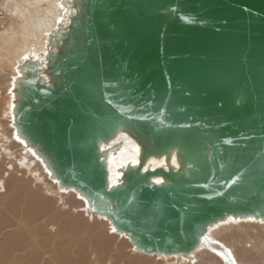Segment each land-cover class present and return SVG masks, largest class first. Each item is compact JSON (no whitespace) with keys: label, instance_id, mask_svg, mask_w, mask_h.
I'll return each instance as SVG.
<instances>
[{"label":"water","instance_id":"obj_1","mask_svg":"<svg viewBox=\"0 0 264 264\" xmlns=\"http://www.w3.org/2000/svg\"><path fill=\"white\" fill-rule=\"evenodd\" d=\"M60 4L68 24L17 66L11 108L58 188L145 255L189 259L228 218L264 223V0ZM121 132L139 153L110 183Z\"/></svg>","mask_w":264,"mask_h":264},{"label":"bare ground","instance_id":"obj_2","mask_svg":"<svg viewBox=\"0 0 264 264\" xmlns=\"http://www.w3.org/2000/svg\"><path fill=\"white\" fill-rule=\"evenodd\" d=\"M60 1L2 2L11 22L0 29V264H264V223L254 219L216 224L189 259L136 252L106 219L91 214L77 193L59 189L41 160L18 139L11 115L16 68L27 57L45 61L48 34L60 20L68 24ZM115 144L118 151L107 156L110 183L118 178V169L137 162L139 153L124 132L107 146ZM163 165L162 158H152L143 169ZM4 167L10 168L5 172ZM46 216L50 221L43 225H56L54 234L39 228V218Z\"/></svg>","mask_w":264,"mask_h":264},{"label":"rangeland","instance_id":"obj_3","mask_svg":"<svg viewBox=\"0 0 264 264\" xmlns=\"http://www.w3.org/2000/svg\"><path fill=\"white\" fill-rule=\"evenodd\" d=\"M2 2H4V0H0V29H3V28H5L8 24H9V22H11V20H10V17L9 16H7L8 14H7V12H6V10H5V8L2 6ZM10 167H4V169H6L5 170V172L9 169ZM0 172H2V169L0 170ZM29 173L28 174H26V179L28 180L29 179ZM27 180H25V181H23V184H25L26 185V181ZM22 184V183H21ZM34 187V186H33ZM1 193H4V190L2 189V191L0 190V194ZM17 210H18V208H17ZM15 212V211H14ZM39 222H41L42 223V226L41 227H39L38 225H40L39 224V222H36V224H37V226L39 227V228H42V227H44V225H43V223L44 224H46V223H48L49 221H50V218L49 217H40L39 218ZM33 226V225H32ZM55 227H57L56 225L55 226H53V225H49V227H44L45 228V230H46V232H48V233H50V234H54V231H55ZM24 229H26V228H24ZM27 230V229H26ZM30 233H32L33 231H29ZM86 235H84V237H85ZM75 240V239H74ZM67 242H68V240H67ZM77 245H82V244H77ZM78 248V247H77ZM88 248L89 247H87L86 245L84 246V251L83 252H88ZM74 250H76V248H74ZM87 252H86V254H87ZM83 254V253H82ZM85 257V256H84ZM87 257V256H86ZM85 258H83V260H82V262L83 263H85V260H84ZM166 264H168V263H166Z\"/></svg>","mask_w":264,"mask_h":264},{"label":"snow or ice","instance_id":"obj_4","mask_svg":"<svg viewBox=\"0 0 264 264\" xmlns=\"http://www.w3.org/2000/svg\"><path fill=\"white\" fill-rule=\"evenodd\" d=\"M156 183H160V181H156ZM114 231H115V229H114Z\"/></svg>","mask_w":264,"mask_h":264}]
</instances>
